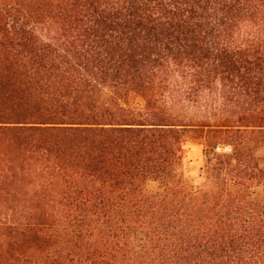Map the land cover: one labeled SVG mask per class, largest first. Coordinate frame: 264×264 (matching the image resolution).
Listing matches in <instances>:
<instances>
[{"label": "trees", "instance_id": "1", "mask_svg": "<svg viewBox=\"0 0 264 264\" xmlns=\"http://www.w3.org/2000/svg\"><path fill=\"white\" fill-rule=\"evenodd\" d=\"M260 185L264 0H0V264H264Z\"/></svg>", "mask_w": 264, "mask_h": 264}, {"label": "rangeland", "instance_id": "2", "mask_svg": "<svg viewBox=\"0 0 264 264\" xmlns=\"http://www.w3.org/2000/svg\"><path fill=\"white\" fill-rule=\"evenodd\" d=\"M137 105L141 106L142 101L138 100ZM205 158L206 157L203 153V147L201 145L195 143L186 144L183 156L184 177L196 188H201L205 185V179L203 175ZM157 187L158 184L153 181L147 184L148 190H155ZM263 189L264 185L255 186L252 188L254 194L262 193Z\"/></svg>", "mask_w": 264, "mask_h": 264}]
</instances>
